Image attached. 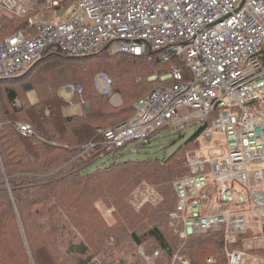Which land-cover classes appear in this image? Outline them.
<instances>
[{"label":"trees","instance_id":"obj_1","mask_svg":"<svg viewBox=\"0 0 264 264\" xmlns=\"http://www.w3.org/2000/svg\"><path fill=\"white\" fill-rule=\"evenodd\" d=\"M28 28L26 16L0 15V38ZM161 53L150 46L139 55L113 53L108 46L71 56L51 45L23 74L0 78V264H99L126 246L132 257L117 264H148L136 252L138 246L152 264H182L176 254L190 264H228L227 250L241 248L249 231L228 244L223 228L183 239L169 224L177 207L173 182L189 173L188 154L213 114L168 155L123 158L127 143L109 149L102 143L99 129L130 118L136 101L152 88L176 83L173 77L159 78L172 66H180L183 79H189L183 60L174 53L164 60ZM99 73L109 76L120 104L112 105L99 92ZM66 83L80 86L81 95L66 101L59 92ZM29 91H35L37 101L28 100ZM81 98L88 106L63 113L65 104ZM16 122L29 124L34 133L23 135ZM155 132L136 141V147L149 144ZM142 183L151 185L160 199L137 210L128 197ZM98 200L114 209L113 224L106 222ZM208 257L213 261L207 262Z\"/></svg>","mask_w":264,"mask_h":264},{"label":"built area","instance_id":"obj_2","mask_svg":"<svg viewBox=\"0 0 264 264\" xmlns=\"http://www.w3.org/2000/svg\"><path fill=\"white\" fill-rule=\"evenodd\" d=\"M66 1L0 0V15L26 16L29 25L0 38V78L23 74L51 45L71 56L108 46L135 55L150 46L164 60L174 53L189 79L172 66L160 79L176 83L152 88L136 101L130 118L99 129L102 143L109 149L142 141L159 127L206 121L213 114L200 133L213 142L211 154L194 152L189 173L173 182L177 207L169 224L183 239L223 228L228 244L253 231L241 248L227 250L228 264H264V0H74L73 13L53 22L36 12ZM95 85L115 102L107 74L99 73ZM62 87L82 93L75 84ZM78 106L80 112L88 103L81 98ZM14 126L23 135L34 133L27 123Z\"/></svg>","mask_w":264,"mask_h":264},{"label":"rangeland","instance_id":"obj_3","mask_svg":"<svg viewBox=\"0 0 264 264\" xmlns=\"http://www.w3.org/2000/svg\"><path fill=\"white\" fill-rule=\"evenodd\" d=\"M74 8V0H69L63 2L60 6L43 7L39 9L38 15H40L41 18L45 19L46 21L53 22L55 21V19L61 20L63 16L73 13ZM1 16L6 17L7 15L2 14ZM59 92L66 101H69L70 98L73 96L70 92L63 89V87L61 88V90H59ZM113 93L116 94V100L115 102L111 100L109 101L112 105L116 106V102L117 105L120 104L121 98L118 92ZM26 95L30 102L37 101V94L35 93V91H29ZM62 111L64 114L68 115L79 113L78 103L71 102L69 104H65L62 108ZM204 123L205 120L193 118L179 125L162 126L157 132L152 135L149 144L145 145L144 147H136L134 141L127 142V144L121 149V152H124L122 157L142 159L144 157L168 155L172 151L177 149L180 145H182L192 135L199 132L200 129L204 126ZM214 137L217 138L220 142H224L225 140V136L221 132H216L214 134ZM197 141L198 145L196 146V148H193V150L189 152L187 161L194 152H200V154L204 157H207L211 154L210 147H212L213 142L207 141L202 135L198 136ZM259 166L264 167V163H261ZM128 198L132 205L135 207V209L138 210L145 202H150L154 204L160 199V196L151 185L142 183L132 193H130ZM96 205L103 217L105 218L106 222L108 224H113L115 221L116 214L114 213V209L107 207L101 200H98L96 202ZM253 234L255 235L253 231L252 233L251 231H249V233L245 237L254 236ZM257 245L262 246L260 242H257ZM246 246L248 247L249 243H246ZM136 252L140 254L148 264H152V257L147 256L145 254L144 248L142 246H138L136 248ZM156 253L155 255H157ZM131 257L132 256L130 255V252L127 250L126 246L121 250H116V252L114 253V257L104 260L101 259L99 261V264H107L110 262H112V264H117L119 262H128ZM96 258L97 257H95V259ZM174 258H178V260L182 261V264H190V261L184 255L180 256L176 254Z\"/></svg>","mask_w":264,"mask_h":264}]
</instances>
